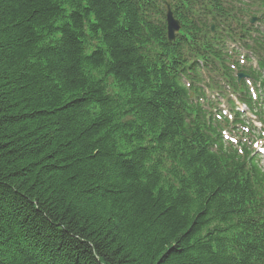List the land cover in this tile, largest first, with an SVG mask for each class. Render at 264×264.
Listing matches in <instances>:
<instances>
[{
    "label": "trees",
    "instance_id": "obj_1",
    "mask_svg": "<svg viewBox=\"0 0 264 264\" xmlns=\"http://www.w3.org/2000/svg\"><path fill=\"white\" fill-rule=\"evenodd\" d=\"M162 2L0 0V264H264V168L187 119L208 0Z\"/></svg>",
    "mask_w": 264,
    "mask_h": 264
},
{
    "label": "water",
    "instance_id": "obj_2",
    "mask_svg": "<svg viewBox=\"0 0 264 264\" xmlns=\"http://www.w3.org/2000/svg\"><path fill=\"white\" fill-rule=\"evenodd\" d=\"M180 26L177 21L173 18V15L169 12L168 16V31H169V39L170 41L174 40L175 32L179 31Z\"/></svg>",
    "mask_w": 264,
    "mask_h": 264
},
{
    "label": "rangeland",
    "instance_id": "obj_3",
    "mask_svg": "<svg viewBox=\"0 0 264 264\" xmlns=\"http://www.w3.org/2000/svg\"><path fill=\"white\" fill-rule=\"evenodd\" d=\"M257 24V23H256Z\"/></svg>",
    "mask_w": 264,
    "mask_h": 264
}]
</instances>
